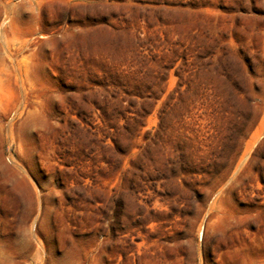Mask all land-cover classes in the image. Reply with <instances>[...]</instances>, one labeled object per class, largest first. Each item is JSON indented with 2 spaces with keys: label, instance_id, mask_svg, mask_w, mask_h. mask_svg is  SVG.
<instances>
[{
  "label": "rangeland",
  "instance_id": "obj_1",
  "mask_svg": "<svg viewBox=\"0 0 264 264\" xmlns=\"http://www.w3.org/2000/svg\"><path fill=\"white\" fill-rule=\"evenodd\" d=\"M0 264H264V0H0Z\"/></svg>",
  "mask_w": 264,
  "mask_h": 264
}]
</instances>
